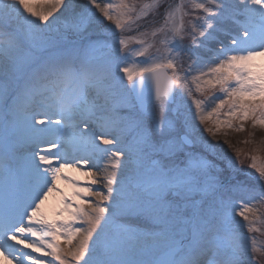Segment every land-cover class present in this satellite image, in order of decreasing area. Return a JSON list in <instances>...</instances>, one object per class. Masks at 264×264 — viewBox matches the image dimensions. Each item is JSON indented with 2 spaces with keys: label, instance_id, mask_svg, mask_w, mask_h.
<instances>
[{
  "label": "snow or ice",
  "instance_id": "obj_1",
  "mask_svg": "<svg viewBox=\"0 0 264 264\" xmlns=\"http://www.w3.org/2000/svg\"><path fill=\"white\" fill-rule=\"evenodd\" d=\"M247 120L264 0H0V260L264 264V162L209 139Z\"/></svg>",
  "mask_w": 264,
  "mask_h": 264
},
{
  "label": "rangeland",
  "instance_id": "obj_2",
  "mask_svg": "<svg viewBox=\"0 0 264 264\" xmlns=\"http://www.w3.org/2000/svg\"><path fill=\"white\" fill-rule=\"evenodd\" d=\"M114 2H118V0H114ZM129 3L141 2V0H128ZM142 2H150V0H142ZM176 3H179L180 0H175ZM43 4L37 5V10L43 8ZM187 21V18H185ZM158 26V25H157ZM53 27H56L54 22ZM99 32V29H96ZM98 38L104 39V36L100 35ZM219 47V45H216ZM154 51V50H153ZM143 60V58H139ZM259 63V61H258ZM125 84L128 82L125 80ZM197 98L203 99L202 96L196 94ZM219 95V93H217ZM190 101L186 96H178L174 101L166 105L167 108V116L169 119L176 115L177 110L182 112L187 110L188 104ZM236 123V121H233ZM243 123V131H235V130H226L227 135H217L216 137H209L214 144L218 145L216 151L219 153L220 158L228 159L231 158L235 160L237 158V152L240 153V160L243 163H238L237 167L244 169V172L238 174V179L243 180L244 175L247 172H254L253 169L249 168L251 161V156L255 155L259 158L258 162H264V126L257 124L255 127L251 120H247ZM83 128V124L80 125ZM203 127V126H201ZM224 130L222 129V132ZM207 136V133H205ZM258 212H264V208H258ZM257 240L259 243H264V235L256 234ZM62 243V241H61ZM38 255V254H37ZM51 259V258H47Z\"/></svg>",
  "mask_w": 264,
  "mask_h": 264
},
{
  "label": "bare ground",
  "instance_id": "obj_3",
  "mask_svg": "<svg viewBox=\"0 0 264 264\" xmlns=\"http://www.w3.org/2000/svg\"><path fill=\"white\" fill-rule=\"evenodd\" d=\"M0 264H4V262L2 260H0Z\"/></svg>",
  "mask_w": 264,
  "mask_h": 264
},
{
  "label": "water",
  "instance_id": "obj_4",
  "mask_svg": "<svg viewBox=\"0 0 264 264\" xmlns=\"http://www.w3.org/2000/svg\"><path fill=\"white\" fill-rule=\"evenodd\" d=\"M171 103V102H170ZM138 107H140V106H138Z\"/></svg>",
  "mask_w": 264,
  "mask_h": 264
}]
</instances>
